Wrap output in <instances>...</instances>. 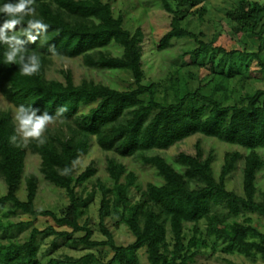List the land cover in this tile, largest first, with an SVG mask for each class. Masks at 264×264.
<instances>
[{"label": "trees", "instance_id": "16d2710c", "mask_svg": "<svg viewBox=\"0 0 264 264\" xmlns=\"http://www.w3.org/2000/svg\"><path fill=\"white\" fill-rule=\"evenodd\" d=\"M158 1L170 21L155 49L173 48L180 40L190 45L155 80L146 75L144 28L130 30L125 17L115 14L111 0H33L34 14L24 16L9 35L25 41V62L27 55L39 56L35 75H23L19 63L7 64L8 45L0 43V94L6 100L16 108L39 109L38 116L43 112L55 116L59 107L67 108L56 124L48 126L45 144L32 140L27 146L16 131L12 112L0 108V178L7 186L6 193H0V264H143L141 250L147 264H194L204 249L215 253L220 239L226 244L224 251L260 258L264 264V231L251 216H264V190L256 184L264 168L260 152L264 87L227 103L225 92L214 81L217 75L258 79L264 73V0H239L224 15L231 34L258 39L255 50L227 49L216 44L214 34L188 26L185 20L195 13L202 20L204 0ZM6 3L19 0H0V8ZM8 19L0 12V25ZM32 19L41 20L48 29L29 43L20 32ZM112 45L120 53L113 52ZM79 56L88 67L123 70L132 81L123 89L94 79L76 82L70 69L61 70L63 79L48 77L53 58ZM203 59L207 62H200ZM252 63L258 69L252 70ZM195 134L236 144L247 152H226L219 175L212 165L214 151H206L201 141L193 152L180 151L173 161L159 152ZM14 135L17 140L12 143ZM93 143L107 153L109 180L91 181L97 172L93 164L76 173V164ZM27 151L40 156V174L65 191L68 204L38 207L36 173L25 175V199L18 196ZM128 158L153 167L161 182L143 186L124 162ZM236 168L241 183L230 189L228 178ZM65 169L67 175L62 174ZM95 201L98 223L88 217ZM22 215L31 220L15 221ZM108 220L116 229L127 226L134 241L117 244ZM30 225L22 238L14 232ZM97 225L107 238L94 237ZM51 236L49 246L40 252L42 241ZM81 246L96 251L80 257L60 254ZM108 249L113 255L105 262L102 256Z\"/></svg>", "mask_w": 264, "mask_h": 264}, {"label": "rangeland", "instance_id": "374dc122", "mask_svg": "<svg viewBox=\"0 0 264 264\" xmlns=\"http://www.w3.org/2000/svg\"><path fill=\"white\" fill-rule=\"evenodd\" d=\"M239 0H204L202 6L204 7V13L202 20L199 21L198 14L195 13L185 20L188 26H196L202 30L207 35L214 34L216 44H220L227 49L243 47L249 50H255L259 46V41L255 36H250L248 34L233 35L228 30L229 26L224 19L225 12L236 4ZM115 14L119 13L125 17L126 26L133 32L138 27H143L145 32V39L143 42V57L145 59V70L147 78L155 80L163 76L168 68L171 66L173 59L178 55V52L182 50L183 47L189 46L190 43L187 40H180L176 42L175 47L167 48L162 51H157L155 49L156 43L166 32L170 15L163 9L162 4L158 0H111ZM111 49L115 53H120V50L112 45ZM200 62L206 63L207 59H203ZM62 69H70L76 82H80L82 79H94L97 82H103L109 84L113 87L123 89L127 84L132 81L131 75L123 70H111L102 68H92L88 67L83 63L82 57L74 58H53L50 68L47 71L48 77H56L58 79H63L61 75ZM252 70L258 69L256 63H252ZM216 85L221 91L225 92V99L227 103H233L241 99L246 93H252L259 87H264V73L262 72L261 77L242 79L239 75L233 78H227L217 75L214 78ZM192 86H197V81H192ZM0 108L9 109L14 118L17 108L12 105L8 100H6L0 94ZM50 124V125H54ZM201 141L203 147L206 151H214L215 158L212 163L214 172L219 175L221 170V165L223 163V158L226 152L239 150L242 153H246L247 149L238 146L233 143L223 142L214 137H207L202 134H195L186 138L183 142L173 145L167 150L159 151L168 160L173 161L174 156L180 151L193 152L194 145L196 142ZM264 157V149L260 150ZM106 158L107 153L102 151L96 143H93L88 153L83 155L78 163L76 164V173L82 172L89 164H93L97 172L91 178L94 181L96 178H101L102 180H109V173L106 170ZM127 167L135 171L139 177L141 184L144 186L147 182H161L160 178L156 175L153 167L144 165L140 162L134 161L131 158L124 159ZM40 156L29 151L26 152V165L23 178L20 183L18 190V196L21 199H25V182L24 177L29 173H36L39 176V189L36 197V205L42 208H57L68 204V198L64 190H61L51 183L46 181L39 172ZM90 180L85 183L87 191L91 189ZM241 183V173L240 168L233 170L228 178V187L230 189L239 187ZM259 190H264V168H262L258 175L256 181ZM7 191V186L5 182L0 178V193L5 194ZM99 203L95 201L91 204L89 219L90 222L98 223ZM254 218L256 224L261 226V230L264 231V216H259L256 214L251 215ZM15 221L18 220H31L29 215H22L20 217H15ZM108 227L113 231L114 238L117 244L128 245L134 241V236L127 228V226L122 225L119 229H116L111 221H107ZM32 225L25 227L21 230H14L18 237H24ZM96 239H105L107 234L99 229V226H95ZM53 236L46 238L41 243V250H45ZM215 239V238H214ZM216 251L212 253L210 249H204L203 253L197 258L194 264H260L262 260L258 259H248L247 257L239 254L238 252L224 251L226 244L223 240H218L216 243ZM96 251L86 249L83 246L79 247L78 250H62L60 254L64 256L80 257L87 252ZM141 260L143 264H147L146 255L144 250L140 251ZM113 255V251L108 249L107 253L103 255V260L106 262ZM46 264V263H45Z\"/></svg>", "mask_w": 264, "mask_h": 264}, {"label": "clouds", "instance_id": "9594fccd", "mask_svg": "<svg viewBox=\"0 0 264 264\" xmlns=\"http://www.w3.org/2000/svg\"><path fill=\"white\" fill-rule=\"evenodd\" d=\"M33 0H19L17 4L6 3L0 12L5 13L11 19L5 20L0 25V43L8 45V51L6 52V63L15 64L19 63L21 66V73L25 76H32L40 70V58L36 53L27 55L28 59L25 62V54L27 50L23 47L25 41L18 39L16 34L9 35L10 32L15 33V30L21 25L24 16L34 14V9L30 7ZM48 25L41 20L32 19L28 21V26L22 28L20 35L28 37L29 43H34L37 37L43 33H46ZM35 33V34H33ZM46 38V36L44 35ZM54 50V49H53ZM39 109H33L31 106L25 107L20 105L15 114V121L17 122V133L19 134L23 144L27 146L32 140H35L39 145L46 143L45 132L50 124L55 123L56 119L67 112L66 107H59L55 116L49 115L47 112H43L41 115H36ZM12 143H15L17 136L10 138ZM64 175H67V169L63 171Z\"/></svg>", "mask_w": 264, "mask_h": 264}]
</instances>
